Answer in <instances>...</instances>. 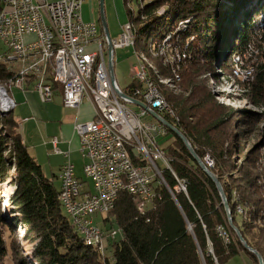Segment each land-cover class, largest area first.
<instances>
[{
    "label": "trees",
    "instance_id": "1",
    "mask_svg": "<svg viewBox=\"0 0 264 264\" xmlns=\"http://www.w3.org/2000/svg\"><path fill=\"white\" fill-rule=\"evenodd\" d=\"M137 1L138 12L128 10L135 47L151 39L153 51L168 44V54L174 48L188 54L180 62V80L176 81L181 93L157 83L175 112L174 118L165 117L218 177L234 224L264 258V128L259 127L264 123V110H223L200 77L215 63L227 62L233 68L239 56L241 64L249 67L244 61L255 58L254 78L244 83L245 94L264 108V0ZM3 9L0 4V12ZM160 57L152 56V61L161 78L173 79V67ZM14 76L9 63L1 60L0 83L7 87ZM136 86L141 83L132 80L125 91L133 95ZM164 127L160 146L167 164L161 161V166L155 160L161 175L155 174L153 181L159 196L145 205L137 195L122 191L109 214L117 233L101 251L87 245L64 211L60 186L31 154L13 110L6 116L0 114V182L14 170V190L8 197L10 216L0 186V264L9 259L13 264H225L241 253L260 264L229 224L213 179L179 135ZM254 133L259 138L249 146ZM131 153L135 163L149 164ZM181 182L186 190L179 188ZM108 220L104 218V223ZM20 226L25 227L23 238L32 245L19 244L22 237L16 229Z\"/></svg>",
    "mask_w": 264,
    "mask_h": 264
},
{
    "label": "built area",
    "instance_id": "2",
    "mask_svg": "<svg viewBox=\"0 0 264 264\" xmlns=\"http://www.w3.org/2000/svg\"><path fill=\"white\" fill-rule=\"evenodd\" d=\"M85 1L7 2V11L1 17L0 61H7L15 75L10 87L24 89L25 82L32 81L44 102L53 101L61 93L66 107H78L84 99L94 104L93 119L75 124L90 188L86 190L85 181L77 175L75 164L69 159L61 168L59 197L62 207L74 215L78 229L100 242L103 250L105 231L93 217L110 213L122 191L137 195L145 205L159 196L153 186L155 174L161 175L155 160L167 163L160 146L166 131L165 125L146 108L119 96L108 71L107 38L101 24L84 20ZM28 36L33 38L27 41ZM111 39L114 51L129 47L127 26H123L120 37ZM132 80L141 83V87L133 88V95L118 83L117 86L163 117L174 118L161 106L139 63L134 66ZM7 96L15 107L16 102L8 91ZM131 105L141 109L140 115H151L156 120L143 125ZM56 141L54 138V149L59 152ZM131 152L149 164L135 163ZM179 188L186 190L183 182ZM219 230L228 239L224 229ZM116 233L113 230L109 234L114 237Z\"/></svg>",
    "mask_w": 264,
    "mask_h": 264
},
{
    "label": "rangeland",
    "instance_id": "3",
    "mask_svg": "<svg viewBox=\"0 0 264 264\" xmlns=\"http://www.w3.org/2000/svg\"><path fill=\"white\" fill-rule=\"evenodd\" d=\"M0 4H3V6H5V1L0 0ZM104 5H105V17H106V21H107L108 28H109V33L113 39L118 38L121 36L123 32V26L129 22L130 17L128 14V10L132 9L135 14L138 12V1L137 0H104ZM82 14H83L84 20H87V21L93 20V21H96L98 24H100L101 22L100 20V0H86L82 7ZM32 38L33 37L28 36L26 37V40L28 41ZM150 40L143 41L137 47H135V43H134V46L123 47V48H119L115 50V54H114L115 77H116V81L118 85L122 89H126L128 84L132 81V78L134 76V66L137 65L140 60L144 61L142 59L143 58L142 54L149 59V61L156 67V69H158L156 64L152 61V56L153 57H159V56H155L151 52ZM139 55H141V57ZM160 58H162L165 63V60L167 57L162 56ZM236 58H240V57L239 56L235 57V61H237ZM251 59L253 61L255 60V58H251ZM252 60L251 61L245 60L244 61L245 66L254 68V64ZM185 63H186V60L182 64L183 67ZM226 63L227 62H224L223 65H220L222 64V62L219 64L215 63L213 65H210L202 72V75L200 76L202 79H205L204 81L210 86L214 99L219 103V105L221 106L223 110H226L228 112L230 111L238 112L242 110H250L253 112H257V113L262 112L264 108L255 104L247 96V94H245L246 93L245 91L247 90V88H245L244 90L241 88L245 86L244 82L240 83L242 85L241 87H238V84H236V80L233 79L232 76H230L232 75L235 67L237 66L234 65L233 68L232 67L228 68L227 65H225ZM165 64H169L172 67L170 63H165ZM180 70H181V67H180ZM180 70H179V73L181 75ZM149 71L152 72V69L150 67H149ZM173 76H174V72H173ZM253 78H254V75H253ZM252 80L253 79L249 81L246 80L245 82H250ZM163 85H166V84H163ZM178 85H179L178 82H175L174 86L171 87L167 85L166 87L169 86V88L173 89L174 92L181 93L180 89L178 88ZM8 86L5 87L3 84L0 83V87L4 88L6 92L8 91V94L9 95L11 94L10 96L16 102L15 107L12 104L9 107V109L12 110L14 107L13 109L14 117L18 119L20 118L23 121L22 126H20L19 124V131L21 132L22 136H24V138L25 137L27 138L28 143H29V150L31 149V147L35 146L36 150L39 152L37 160L42 164L45 174L53 178L55 180L56 185L60 186L59 178L54 177L51 167L49 165V164H54L56 161L58 162L60 159V156H55V157L52 156L53 153L51 151L52 149L50 147L49 140L52 136H60L57 133H54V128L51 124V118L54 115H57V114L60 115V113L63 112V108H66V106H64L59 101H57L58 103H56L55 101L53 102L42 101L38 91L35 90L34 88H31L32 91L34 92V96L32 100L28 101L27 98H23L22 94H20V96L18 94L20 90L24 91L26 89L25 88L26 86H24V89H21V88L19 89L16 86L10 87V84ZM131 107L134 109L135 114L139 116V119L143 125L152 120H156L151 115H145V116L140 115L141 109L138 106L131 105ZM226 115L227 114H224V117H227ZM56 127H58V124ZM259 127L264 128V123H260ZM258 138H259L258 133H254L250 140L249 146H252V144L256 143ZM31 151H34V149L33 150L31 149L30 152ZM236 159H239V158H236ZM72 162L75 164L76 172L80 174L82 178L86 179V181L91 182L90 179H88L86 175L84 174V171H83L84 160L82 159V157H80L79 154L75 153L72 156ZM162 162L167 164L164 161ZM162 162L159 161L161 166L163 165ZM239 162H240V159H239ZM12 174H14V170H11L8 174H6L5 181L0 182V186L2 187L1 193L3 197V204L7 206L6 213L9 216H10L11 210L9 206L10 203H9L8 197L10 194H12L14 190V185L11 182ZM109 214L110 213H103V214L93 217L95 222H98V224L102 226V228L105 231V234H104L105 237L103 240L104 247L106 244L110 242V239L113 238L109 234V232L113 231L112 227L115 226V224L112 221L114 217ZM106 217H108L109 220L106 223H104V218ZM21 228L23 229L22 233L20 232L22 230ZM24 228L25 227L20 226V227H17L16 229L17 233L19 232L20 237L22 238L25 235ZM19 229L21 230L19 231ZM22 238L21 240L18 239L19 244L21 245V247H27L30 242H28L27 239H24V238L22 239ZM27 242H28V245H26ZM30 245H32V243H30ZM101 251H104V248ZM245 260L248 262V264H253V262L250 260L248 256L245 257ZM242 261L243 260L241 258H234V260H230L228 262L232 264H245L244 261L243 263ZM7 264H13V261L9 259L7 261Z\"/></svg>",
    "mask_w": 264,
    "mask_h": 264
},
{
    "label": "crops",
    "instance_id": "4",
    "mask_svg": "<svg viewBox=\"0 0 264 264\" xmlns=\"http://www.w3.org/2000/svg\"><path fill=\"white\" fill-rule=\"evenodd\" d=\"M25 86H26L25 87L26 89L24 91L20 90L18 92V94H19V96H20V94H22L23 98H27L28 101L32 100V98L34 96V92L32 91L31 88L35 89L34 83L32 81H27V82H25ZM9 92H11V91H9ZM53 101H55L56 103H58L57 101H59L63 104L61 93H57V95L55 96ZM53 101H50V102H53ZM13 109H14V107H13ZM94 116H95L94 104L92 103V101L87 100V99H84V101L78 107L63 108V112H61L60 115L57 114V115L52 116L51 124L54 128V133H57L58 135H60V136H52L49 140V144H50V147L52 149L51 151L53 153L52 156L53 157L60 156V159L58 162L56 161L54 164H49L54 177H58L60 180L61 168H62L63 164L66 161H68L69 159L72 160V156L75 153L79 154L80 157H82V159L84 160V163H83V169H84V164L86 162V159L82 156V153H81V137L78 134V132L75 130V124L77 122L89 121V120L93 119ZM16 119L19 122L20 126H22L23 121L20 118L19 119L16 118ZM57 124H58V127H56ZM22 137L24 139V142L27 144V146L29 148V143H28L27 138L26 137L24 138V136H22ZM54 138L57 139L56 148L59 150V152H57L54 149ZM31 149L32 150L34 149V151H31V154L37 160L39 152L36 150L35 146L31 147ZM77 175L79 177H81L80 174L77 173ZM82 179L85 181L86 190H88L90 188V182L86 181V179H84V178H82ZM245 257H246V255L244 253H241V254H238V255L232 257L230 260H234V258H241L245 264H248V262L245 260ZM230 260H228V261H230ZM243 261H242V263H243ZM227 262L225 264H232L230 262H228V263Z\"/></svg>",
    "mask_w": 264,
    "mask_h": 264
},
{
    "label": "bare ground",
    "instance_id": "5",
    "mask_svg": "<svg viewBox=\"0 0 264 264\" xmlns=\"http://www.w3.org/2000/svg\"><path fill=\"white\" fill-rule=\"evenodd\" d=\"M4 1H5L4 9L0 12V33H1V26H2L1 17L7 11V2H10L11 0H4ZM126 26L128 28V32H129V46H134L135 41H134L133 24L129 21L126 24ZM169 38L170 37H168L165 40L166 43L169 40ZM166 45H168V44H163L159 49H157L155 51H153V50H151V51H153V54L155 56H165V57H167L166 60H165V63H170L172 65V67L174 68L173 69V72H174L173 79H170V78L169 79H163V78H161L158 69H156V67L143 54H142V57H143L142 59L144 61L140 60L139 64L142 66V70L144 72V77H146L148 82H151L152 89L155 91L156 97L161 101V106H163L164 108L168 109L170 114L173 117H175V112H174L173 108L168 104L165 96H163L161 94V92L159 91L157 83L159 81L160 84H166V85H169L171 87L174 86L175 82L180 80V74H179L180 62L183 61L184 59H187L188 54H187V52L185 50L179 49V48H174L171 51V53L168 54L167 50H166ZM139 56L141 57V55H139ZM236 60L237 61H235V62H237V64L235 66H237V67H235L232 75H230V76H232L233 79L236 80V84H238V87H241L242 85L240 83H243V82L245 83V81H246V79H244V78H250L249 80L253 79V68L244 67L241 64L239 58H236ZM220 65H222V64H220ZM149 67L152 69V72L154 73L155 77L152 76V74H151L152 72L149 71ZM238 81H239V83H238ZM241 88L244 90L246 87L244 86V87H241ZM11 105H12V103H11V100L7 96L6 90H4V88L0 87V108L7 109ZM60 199H61V202H62V197H60ZM63 208H64V211L66 212V214H68L70 216V218H71L76 230L78 232H80L81 235L83 236L84 241L87 243V245L91 244V245H94V246H96L97 248L100 249V242H98L96 240H93V239H90V238H88V235H86L85 233H82L78 229V227L75 225L74 215L70 214L67 208H65V207H63ZM100 250H102V249H100Z\"/></svg>",
    "mask_w": 264,
    "mask_h": 264
},
{
    "label": "water",
    "instance_id": "6",
    "mask_svg": "<svg viewBox=\"0 0 264 264\" xmlns=\"http://www.w3.org/2000/svg\"><path fill=\"white\" fill-rule=\"evenodd\" d=\"M100 20H101V25H102L103 32H104V34H105V36L107 38V43H108V71H109L111 82H112L113 86L115 87V89L117 90L119 96L124 98V99H129V100L141 105L142 107L146 108L154 118H156L163 125H165L166 127L170 128L177 135H179V137L183 140V142L185 143V145L187 146V148L189 149L191 154L194 156V158L197 160V162L201 165V167L205 170V172L215 182V184H216V186H217V188L219 190V193L221 195L222 203H223V205L225 207V210L227 212V217H228L229 224L235 230L239 240L242 242V244L244 245L245 248H247L248 250L252 251L253 253H255L257 255L260 264H264V258L262 256V254L259 253L256 249H254L253 247H251L247 243V241L244 239V237H243L241 231L239 230V228L234 224L233 217H232V212H231V209H230V206H229V202H228V199H227V196H226V193H225V190L223 188L222 183L220 182L218 177L213 173V171L207 166V164L201 159V157L197 154V152L195 151L194 147L192 146V144L190 143L188 138L180 131V129L178 127H176L168 119H166L165 117H163L159 113L155 112L154 110L149 109L146 104H144L141 101H138V100L130 97L127 93H125L124 91H122L121 89L118 88L117 82H116V77H115V69H114V54H115V51H114V48H113L111 35L109 33L108 24H107L106 17H105L104 0H100ZM10 111L11 110L9 108H7V109L0 108V113H2L3 116L8 115L10 113ZM189 228L191 229V226Z\"/></svg>",
    "mask_w": 264,
    "mask_h": 264
}]
</instances>
